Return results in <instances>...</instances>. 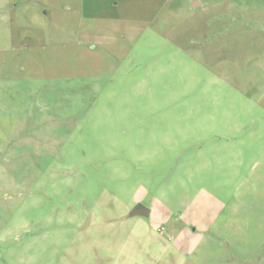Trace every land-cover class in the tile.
<instances>
[{"label": "rangeland", "instance_id": "1", "mask_svg": "<svg viewBox=\"0 0 264 264\" xmlns=\"http://www.w3.org/2000/svg\"><path fill=\"white\" fill-rule=\"evenodd\" d=\"M0 264H264V0H0Z\"/></svg>", "mask_w": 264, "mask_h": 264}, {"label": "crops", "instance_id": "2", "mask_svg": "<svg viewBox=\"0 0 264 264\" xmlns=\"http://www.w3.org/2000/svg\"><path fill=\"white\" fill-rule=\"evenodd\" d=\"M195 7L197 8V10L201 11L200 13L202 14V17L200 19L203 22H207L206 26H208L207 24H209V26H210V24H213L214 17L217 16L215 14L218 12V10H220V8L215 7V6H205V5H203V2H200V1L199 2L196 1ZM230 7L231 6H228L225 10L221 9L219 12L221 14L222 13L225 14V12H228L226 10L233 9Z\"/></svg>", "mask_w": 264, "mask_h": 264}, {"label": "water", "instance_id": "3", "mask_svg": "<svg viewBox=\"0 0 264 264\" xmlns=\"http://www.w3.org/2000/svg\"><path fill=\"white\" fill-rule=\"evenodd\" d=\"M150 213H151V211H150L146 206H144V205H142V204H137V205L133 208V210H132L130 216H131V217H135V216H144V217H148V216H150Z\"/></svg>", "mask_w": 264, "mask_h": 264}]
</instances>
